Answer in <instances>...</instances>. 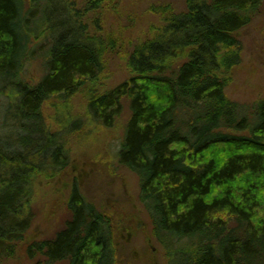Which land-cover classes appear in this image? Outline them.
Returning a JSON list of instances; mask_svg holds the SVG:
<instances>
[{"label":"trees","instance_id":"trees-1","mask_svg":"<svg viewBox=\"0 0 264 264\" xmlns=\"http://www.w3.org/2000/svg\"><path fill=\"white\" fill-rule=\"evenodd\" d=\"M99 1L0 0V264L19 243L47 264H117L111 215L88 201L77 176L65 186V226L26 240L34 183L59 178L71 163L66 133L46 126L44 106L66 103L104 71L108 44L98 20L95 31L89 23ZM184 3L182 11L152 9L157 22L128 57L129 78L93 95L89 114L111 128L129 104L119 160L140 180L156 237L181 245L171 264H264V99L250 118L226 95L241 60L239 33L264 0ZM33 61L42 68L35 83L25 77Z\"/></svg>","mask_w":264,"mask_h":264},{"label":"rangeland","instance_id":"rangeland-1","mask_svg":"<svg viewBox=\"0 0 264 264\" xmlns=\"http://www.w3.org/2000/svg\"><path fill=\"white\" fill-rule=\"evenodd\" d=\"M85 1L76 0L78 7L85 8ZM168 4L177 11L185 9L184 0H103L98 3L96 16L90 14L93 17L89 22L91 28L96 30L94 24L98 20L99 34L108 44L104 49V71L96 82L87 85L66 103L50 99L44 106L46 126L66 133L63 142L70 151L71 163L59 178H38L34 183V219L26 235L28 243L54 237L71 218L67 209L70 188L65 186L77 176L88 201L99 211L111 215V237L119 257L117 264H171V254L181 248L177 245L170 249L167 242L156 237L151 212L141 199L140 180L120 163L119 150L130 118L129 104L124 103L122 115L111 128L96 121L88 109L93 95L103 94L129 78V55L144 38L149 23L157 22L152 9ZM239 38L243 48L241 60L231 72L226 95L245 107L251 118L258 103L264 99V6L253 22L240 31ZM112 40L116 42L115 48L109 46ZM41 69L40 62L33 61L26 79L31 83L39 81ZM76 120H81L80 129H62ZM2 123L0 116V130L4 129ZM231 133L251 136L248 131ZM263 216L264 211H261L260 217ZM4 264L47 263L40 255L30 258L25 244L19 243L14 256Z\"/></svg>","mask_w":264,"mask_h":264}]
</instances>
